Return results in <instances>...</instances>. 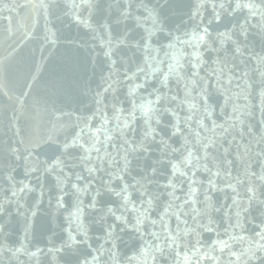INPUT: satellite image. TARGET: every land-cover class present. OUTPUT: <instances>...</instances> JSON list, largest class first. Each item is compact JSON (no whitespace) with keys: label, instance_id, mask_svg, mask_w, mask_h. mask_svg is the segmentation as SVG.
Returning <instances> with one entry per match:
<instances>
[{"label":"snow or ice","instance_id":"6c2138e0","mask_svg":"<svg viewBox=\"0 0 264 264\" xmlns=\"http://www.w3.org/2000/svg\"><path fill=\"white\" fill-rule=\"evenodd\" d=\"M26 6L31 23L21 26L9 55L36 44L43 62L61 46L89 48L100 84L93 93L68 79L74 69L55 73L44 85L47 125L35 123L26 136L19 121L42 64L19 94L0 85L12 111L8 126L20 137L8 153L24 167V179L11 165L3 176L0 264H264V0H29ZM16 7L0 0V12ZM6 19L11 39L16 31L11 15ZM67 25L87 31L65 35ZM257 87L259 135L246 123L249 105L234 102ZM213 92L223 97L222 122L213 118ZM87 93L95 108L77 116L73 134L60 139L68 127L60 120L69 115L62 106ZM40 104L34 100L37 115ZM51 144L55 151L41 160L37 150ZM14 222L19 235L9 242L13 233L6 229ZM92 225L100 233L95 239ZM38 228L50 233L44 247ZM203 233L216 238L206 242ZM121 234L139 241L131 254L120 252Z\"/></svg>","mask_w":264,"mask_h":264},{"label":"water","instance_id":"95a60500","mask_svg":"<svg viewBox=\"0 0 264 264\" xmlns=\"http://www.w3.org/2000/svg\"><path fill=\"white\" fill-rule=\"evenodd\" d=\"M3 3L16 5L18 7H16V10L11 13H9L7 10L0 12V85H3L4 88L11 90L16 94H19L24 88L25 80L29 77V73L35 71V65L37 63L42 64L41 72L39 74V83L33 90L32 96L27 99L25 114L19 121V126L23 130L21 132V136H26L28 130L35 123L47 125L48 117L43 111V97L45 94L44 85L54 79L55 73L59 72L63 74L66 69H74V71L70 70L67 72L68 79L70 81L78 80L82 88L86 85L93 90V93L95 90H97L98 85L100 84V79L98 73L95 76H93L92 74L89 48H79V50H75V46H73V50L70 51L67 46H61L55 56L49 57L48 60H45L43 62H41L39 47L36 44H28L22 50H18L17 52L12 53V55H9V53L12 52V47L15 45L17 37L19 36L20 32L23 31V28L21 26L31 23L32 10L26 6L29 4V0H3ZM192 3H195V0H192ZM9 15H11L12 17V27L14 31H16V36H13L11 39L7 38V33L5 32V29L8 27V20L6 19V17H8ZM42 23L43 21L41 20L40 24L42 25ZM63 30L65 35L77 38L83 36L84 32L87 31L86 29L80 31L75 25H67ZM97 51H99V48H97ZM44 55L48 56V53L45 52ZM208 55L209 54H206V58H208ZM254 79L258 83V73L255 75ZM172 84L174 85L175 82L172 81ZM65 87H67V85H65ZM233 90L239 91V89ZM123 91L125 90H122L121 98H123ZM93 93H87L86 95L80 97L78 100L62 106L63 111L68 113L69 115L62 117L60 120V123L68 125L67 128L61 130L60 139H63V136L65 134L69 136L73 134L74 128L72 126L75 125L77 116L88 115L90 114L91 110L95 108V104L92 99ZM37 98L41 99V104L39 105L38 109V115L33 111V103ZM234 102L240 105H249V111L252 112V116L248 118L246 123H251L254 126V131L257 133V135H259L262 115L260 110L261 105L258 87L255 89V91L249 90L247 100H245L243 95H241ZM210 103H213V105L215 106L213 118L217 119L218 122H222L223 116H221L220 114L219 104L223 103V97L213 92ZM59 106L60 105H58V107ZM226 112H231L230 105L226 108ZM11 116V106L9 105L7 98L4 97L2 93H0V189L4 187L3 176L6 171V165H11V167L15 169L14 175L18 180L24 179L23 161H16L15 158L10 157L8 153L9 144H12V146H16L14 142L20 138L14 135L15 128L10 129L8 126ZM206 123L210 122L206 121ZM193 126L195 127V125ZM177 140L178 138H174L173 140L175 146H179ZM56 147L57 146L55 144L45 145L42 149L37 150L36 154L40 156L41 160H44L47 158V155H50L53 151H55ZM155 158L157 157L154 155L152 159ZM150 162L151 160L142 163ZM207 178L208 176L206 173L200 174V179L206 181ZM46 182L54 183L51 177L47 178ZM33 183H35V180H33ZM177 194L180 195L179 192ZM214 198L217 201H222L223 194L216 193L214 194ZM252 215L254 217L258 216V211L254 210L252 212ZM153 217L156 218L155 212L153 213ZM215 218L220 222L221 229L223 227H226L220 215H217ZM2 222L3 221L0 220V223ZM62 222L63 217L61 216L58 219V223ZM171 223L172 226L175 227L174 217L172 218ZM19 228L20 225L15 222L8 226V229L6 230H9L13 233L9 242L16 239V236L19 235ZM252 228L253 225L249 224L248 229L251 230ZM56 232L59 234V229H56ZM91 233L93 235V239H95L96 235L100 234L98 231V225H92ZM49 235L50 233L48 232L40 235L38 228L37 242L40 243L41 247L45 246ZM130 235L131 234H121V241L119 242L121 253L131 254L130 248L138 246L139 244L138 240L130 239ZM215 238V233L202 234V239L206 242H210Z\"/></svg>","mask_w":264,"mask_h":264}]
</instances>
